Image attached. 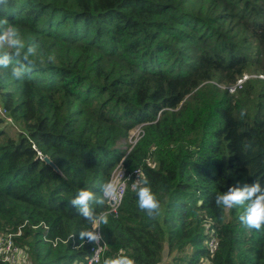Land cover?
Segmentation results:
<instances>
[{"label":"trees","instance_id":"trees-1","mask_svg":"<svg viewBox=\"0 0 264 264\" xmlns=\"http://www.w3.org/2000/svg\"><path fill=\"white\" fill-rule=\"evenodd\" d=\"M0 19L36 44L22 80L0 68L14 123L0 118V232L20 227L29 262L87 264L94 243L79 234L94 223L70 200L82 188L100 197L123 158L127 187L100 224L95 264H264V231L240 223L244 206L215 204L229 187H264V80L228 91L264 73V0H8ZM137 170L160 203L155 217L138 207Z\"/></svg>","mask_w":264,"mask_h":264},{"label":"clouds","instance_id":"clouds-1","mask_svg":"<svg viewBox=\"0 0 264 264\" xmlns=\"http://www.w3.org/2000/svg\"><path fill=\"white\" fill-rule=\"evenodd\" d=\"M8 0H0V5L7 4ZM36 51V44L26 46L24 40L15 30L8 27L7 19H0V68H11V77L22 80L27 72H31L35 67L31 56ZM18 59L13 64V59ZM54 61V57H49ZM133 187L136 189L137 203L140 210L147 213L149 217L159 214L160 203L149 186L147 177L138 178ZM101 196L90 190L81 189L70 203L76 208L78 214L86 221L94 223L97 227L100 224H107L106 214L97 215L92 205H103L105 200L113 198L116 188L111 182L101 186ZM215 204L225 212H231L238 206H244L243 213L239 216L240 223L247 229L264 231V187L259 181L242 187L232 186L226 192L218 193L215 197ZM80 238H87L90 242H96L101 235L95 231H82ZM104 264H135L134 260L127 255H119L112 259H107Z\"/></svg>","mask_w":264,"mask_h":264},{"label":"built area","instance_id":"built-area-1","mask_svg":"<svg viewBox=\"0 0 264 264\" xmlns=\"http://www.w3.org/2000/svg\"><path fill=\"white\" fill-rule=\"evenodd\" d=\"M256 77L259 79L264 80V73H256V74H244L242 75L237 81L235 82L234 85H231L228 87V91L233 93L235 92L236 89L240 88L242 86V83L247 80L248 78ZM0 118L4 120L6 123H11L14 125L12 118L8 115L6 109L0 102ZM141 131V130H140ZM140 137V133H137L134 137L131 136L129 140V147L127 148L126 153L131 149V147L137 142V140ZM122 160L123 158L119 161V163L115 166V168L112 170L108 182H111L115 188H116V193L113 198L107 199V205L108 209L105 211L103 214H111L113 216H117L118 214V209L120 204L122 203L123 196L125 194V190L127 187L126 184V177L124 173V168L122 167ZM154 165V163H152ZM137 176L134 179V182L142 177L139 174V171H136ZM97 231L101 235L100 231V225L97 227L96 224H94V232ZM21 234V229L20 227L17 229V231H6V232H0V264H21L25 260L23 258L24 254H26V259H27V252L25 249L18 244H16L15 238L18 237ZM94 243V248L91 257L88 259L87 264H95L98 263L102 257L103 251L105 249L104 245V239L101 238L93 242ZM208 246L210 248V251H213L212 249L214 248V238H212L208 242Z\"/></svg>","mask_w":264,"mask_h":264},{"label":"rangeland","instance_id":"rangeland-1","mask_svg":"<svg viewBox=\"0 0 264 264\" xmlns=\"http://www.w3.org/2000/svg\"><path fill=\"white\" fill-rule=\"evenodd\" d=\"M220 87H222V88H224V86L223 85H220ZM4 124V126H10V125H7V124H5V123H3ZM12 127V126H11ZM23 126H22V123L21 122H19V123H17V124H15V127H12V129L11 128H9V133L12 135V134H14L16 131H17V128L19 129V128H22ZM7 128V129H8ZM140 129H141V126L140 125H136V126H134L131 130H129V132H128V137H127V139H126V142L124 143V145L123 146H121V148H128L130 145H129V140H130V137L131 136H135V135H137V133H140ZM126 150V149H125ZM24 249H25V251L27 252V247H23ZM28 250H30L29 248H28ZM23 254H24V257L25 258H23L25 261L23 262V263H21V264H33L32 263V261H28V254H27V259H26V254L23 252ZM172 255H166L164 258H165V260L166 259H170V257H171Z\"/></svg>","mask_w":264,"mask_h":264},{"label":"water","instance_id":"water-1","mask_svg":"<svg viewBox=\"0 0 264 264\" xmlns=\"http://www.w3.org/2000/svg\"><path fill=\"white\" fill-rule=\"evenodd\" d=\"M42 160H44L47 164H49V165H51L52 167L55 168L53 162L49 159V157L44 156V157L42 158Z\"/></svg>","mask_w":264,"mask_h":264}]
</instances>
